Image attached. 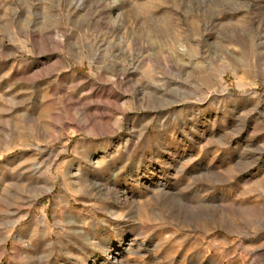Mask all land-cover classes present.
I'll return each mask as SVG.
<instances>
[{
    "label": "rangeland",
    "instance_id": "374dc122",
    "mask_svg": "<svg viewBox=\"0 0 264 264\" xmlns=\"http://www.w3.org/2000/svg\"><path fill=\"white\" fill-rule=\"evenodd\" d=\"M0 264H264V0H0Z\"/></svg>",
    "mask_w": 264,
    "mask_h": 264
},
{
    "label": "bare ground",
    "instance_id": "6f19581e",
    "mask_svg": "<svg viewBox=\"0 0 264 264\" xmlns=\"http://www.w3.org/2000/svg\"><path fill=\"white\" fill-rule=\"evenodd\" d=\"M120 248H121V246H119V247H117V246L112 247L111 250H109V252H108V256H109V257H115L116 253L119 252L118 250H119ZM121 249H122V248H121Z\"/></svg>",
    "mask_w": 264,
    "mask_h": 264
}]
</instances>
